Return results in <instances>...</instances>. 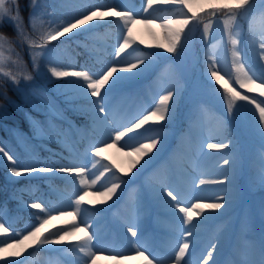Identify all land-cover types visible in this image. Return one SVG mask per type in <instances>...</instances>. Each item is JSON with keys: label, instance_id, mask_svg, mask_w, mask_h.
Instances as JSON below:
<instances>
[{"label": "snow or ice", "instance_id": "6c2138e0", "mask_svg": "<svg viewBox=\"0 0 264 264\" xmlns=\"http://www.w3.org/2000/svg\"><path fill=\"white\" fill-rule=\"evenodd\" d=\"M16 3L17 0H0V23H3L7 18V22L11 23L15 29V39L0 32V78L7 77L16 85L20 84L21 78L24 81L33 79L32 75L27 72L26 64L20 52L17 51V47L27 49L33 71H38L39 62L47 58L50 65L48 68L50 78L60 81L57 85L58 88L66 89L60 93L63 97L62 102L73 106L77 104L84 106L93 125L101 131L103 139H97L90 146L93 156H103L105 149L116 143H119L121 148L131 149L126 153L132 157L129 160L128 168L121 169L125 177L134 176L140 172L159 151V146L165 139L159 134V131H156L154 136L148 137L146 143L137 141L139 146H136L133 140L144 132L151 131V124L164 127L173 116V106L177 96L174 88L162 86L163 94L159 95L158 102L154 101V107L150 110L145 109L148 112L147 115L141 113L124 122L118 119V114L106 103V95L110 89L121 81L135 78L149 67L154 57L162 55L159 51L141 52L136 47V41L132 35V26L136 23H141L146 27L156 24L163 34V42L157 43L156 49H163L164 52L175 55H179L188 34L202 25V42H207L206 46L208 47L206 71L210 74L211 80H214L223 90V100L227 105L228 113L232 114L234 109L240 106V102L255 105V109L259 113L256 126L261 140L264 141V100L242 94L232 86L233 84L239 85L248 93L258 92L259 96L264 97V0H259V7L257 0H225L223 3H209L207 8L201 9L199 12L194 10L193 0H145L141 12L122 9L116 4L94 5L91 9L58 21L52 19L54 12L39 10L41 8L40 0H32L33 13L29 17L27 27L19 15L18 8L13 9L12 7ZM47 7L45 5V8ZM161 10L165 14L157 15L156 13ZM257 11L258 15L253 16V13ZM248 16H252V20L249 23L247 43L257 56L255 64H250L244 58L241 47L244 38L239 30V21ZM97 22L114 24L117 29L115 44L110 46L112 48L110 62L100 59L101 67L93 71L90 69L74 70L68 66L58 65L51 59L50 54L54 49L50 45L53 41L70 38L77 32H92ZM218 25H222L223 35L221 41L213 44L211 41ZM225 40L230 46L228 48L231 54L230 72L223 67L222 60L215 51ZM133 52L138 54L129 60L124 59L125 56H132ZM13 68L15 71L12 70ZM220 89L214 88V91L219 95ZM33 96L47 109L46 116L53 117V120L34 122L32 125L34 136L60 138L71 131V125L68 126V129H64L54 122V120L63 121V115L47 96L36 93H33ZM110 139L112 140L111 144L108 143ZM207 147L209 149H225L229 145L218 142L209 143ZM223 162L225 165L231 163L228 159ZM98 164L100 161L97 159L92 167L96 168ZM0 166L7 168L16 177L32 174H67L66 180L73 185L78 180L81 186L80 189L74 188L67 197L71 211H66L63 207L52 209L42 202H33L26 204L25 207L38 211L32 214L34 223L25 230L17 231L0 222V233L5 234L3 238H0V254L14 258L5 259V255H0V261H3V264H25L26 255H30L31 252L52 250L56 246L67 245L69 251L79 254L77 256L78 264H95L98 252L104 250L96 247L94 242L97 236L92 230V226L79 218L82 212L87 211L84 208L85 203L95 206L97 204L106 205L113 201L114 196L125 183L122 177L112 172L107 164L101 165L103 171H100L99 175H96L95 172L90 173L84 163L64 166H40L37 163H32L22 166L17 157L3 145H0ZM106 173L111 175V180L105 175ZM260 176L261 183L264 184V153L261 154ZM224 182L221 180L211 183ZM205 183L207 182L203 179L199 181V184L193 181L191 187L198 189ZM89 189L98 197L96 200L85 201L84 195L80 194L81 191L87 194ZM153 191L156 199L167 210L168 215L181 226L180 231L184 237L169 250L168 260L170 264H189L186 257L190 254L192 247L188 239L193 235L192 229L204 220L207 214L218 213V210H222L226 206V198L219 197L211 202H201L199 197H193L196 202L188 206V203L185 202V189L180 185L174 186L167 175L154 185ZM54 210L59 212V217L72 218L70 223H66L63 227H56L55 231L46 227L51 221L58 218L53 215ZM77 231L83 232V236L77 237L73 241L72 237ZM127 232L133 238L128 241L130 248L127 251L135 252L144 264H164L158 255H154L139 239H136L139 235L138 228L129 225ZM13 247L18 250L8 251ZM249 248L250 252L239 256L233 261V264H264V233H262L259 243L251 242ZM215 249L216 245H213L207 256L203 258V264H209ZM146 252L148 255H145ZM108 258L119 264V260L127 257L125 252L112 251Z\"/></svg>", "mask_w": 264, "mask_h": 264}, {"label": "rangeland", "instance_id": "374dc122", "mask_svg": "<svg viewBox=\"0 0 264 264\" xmlns=\"http://www.w3.org/2000/svg\"><path fill=\"white\" fill-rule=\"evenodd\" d=\"M29 7L25 14L24 24L27 27L30 15L33 13L32 0H27ZM145 0H140V4L135 5V2L128 1L127 7H123L121 4H116L119 8L128 9L135 12H141ZM223 3L225 0H193L194 10H201L207 8L209 3ZM53 0H40L41 8L39 10L53 12L51 5ZM23 5V4H22ZM45 5L48 7L45 8ZM134 6V8L132 7ZM13 9L17 8V5H12ZM157 15H164L163 10L156 13ZM258 15V11L253 13V16ZM7 20V18H5ZM47 20V17L45 18ZM114 19V18H112ZM242 18L239 21L241 36L244 38V42L241 45L244 58L250 63L255 64L257 56L248 47L247 34L249 23L252 20V16L246 17L245 22ZM103 23L97 22L95 27ZM79 33V32H77ZM132 35L136 41V47L141 52L161 51L164 55L168 53L163 49H156L157 43L163 42V34L156 24L145 26L141 23H136L132 26ZM222 25H218L214 32L212 43L216 44L217 41H221L222 38ZM207 42H202L201 39L197 43L203 50L208 52ZM187 52L192 55L195 51V43L191 40V34H188L186 39ZM51 47V46H50ZM230 46L227 41H223L216 49L217 56L222 60V65L229 72L231 71V54L228 51ZM17 51L21 56H25L30 64V73L33 77L30 81H24L20 79L19 88L21 93L25 95V89L31 94L47 95L44 89L40 86L38 79L43 81L49 79V74L44 68V63L47 58L42 59L39 64V70L33 71L32 62L28 56L27 49L17 47ZM138 53L133 52L132 56H125V60H129L136 56ZM51 59H56L54 53H51ZM187 55V54H186ZM159 63V58L154 57L152 63L146 70L140 72L135 78L131 79V85L124 86V83H118L112 89L109 90L106 95V103L109 107L118 114V119L124 122L126 119L135 117L139 114L147 115L148 112L145 109H151L154 107V101L158 102L159 95L163 94L161 87H171L177 92L174 104V113L164 127H160L156 124H151V131L144 132L141 136L135 137L133 143L139 146V143H146L147 138L154 136L156 131L162 135L165 139L159 146V151L153 156L150 163L141 169L134 176L125 177L121 169L126 170L129 165V157L126 153L130 152V148H121L119 143L114 144L111 147H107L103 156L94 157L90 143L85 153L80 154L84 164L91 172H95L99 175L100 171H103L102 164H107L112 172H115L117 176H121L125 181L117 194L114 196L113 201L108 202L106 205H91L84 204V208L87 211L82 212L79 219L85 220L92 226V230L96 233L97 239L94 242L96 247L103 249L104 251L98 252L95 264H117L116 261L108 258L109 253L112 251L125 252V259L119 260V264H144L141 258L134 259L133 262L126 260L130 257H136L135 252L127 251L130 248L129 240L133 239L131 234L127 232L129 225H134L139 230V235L136 239H139L154 255H158L164 264H170L168 260L169 250L177 243L178 240H182L183 233L180 231V225L168 215L167 210L162 206L159 200L156 199L153 191L154 185L158 184L155 178L158 174L163 176L167 175L172 181L173 185H180L185 189V202L188 206L191 203H195L196 200L193 197L199 195L201 202H211L217 200L219 197L226 198V206L222 210H218V213H209L205 219L199 224L212 226L216 221L221 220L224 217H228V222L218 228L219 234H223L221 241L228 245L215 249L209 264H233V261L239 256V242L235 241L236 245L233 247V237L235 232L238 233V238L242 240H253L257 244L264 233V184L261 183L260 167H261V154L264 153V141L261 140L259 131L257 130V122L259 120V113L255 109V105H249L247 102H240V106L234 109L235 115L234 126L239 131V135L243 138L238 140V147L231 146L230 140L224 136L225 121L228 115L227 105L223 100V90L220 89V85H217L214 80H211L210 74L207 73V80L203 84H194L190 90L188 108L186 110L188 116L191 118L192 111L196 114V120L194 123H187L185 129H182V124L178 123L174 126V118L176 113V99L181 91L183 83L181 81L183 64L177 59L167 62L164 65V71L160 78L151 82H146L145 79L152 72V68L156 67ZM65 66L75 69L70 63H66ZM82 69H88L83 67ZM15 71V69H12ZM199 80V78H198ZM236 90L242 94L254 96L258 100H264V97L259 96L258 92L248 93L246 89H241L239 85L233 84ZM215 89H220L218 95ZM66 89H63L65 91ZM48 97V96H47ZM29 99V98H28ZM30 104L33 106H43L40 103H36L34 100L29 99ZM39 102V101H38ZM54 103V102H53ZM55 104V103H54ZM56 105V104H55ZM57 106V105H56ZM58 108V107H57ZM255 114V115H253ZM195 116V115H194ZM194 118V117H193ZM49 120H53L50 118ZM54 122L68 129L71 125V131L66 133L62 138L61 146L64 149H69L73 144L72 128L75 127L73 121H69L63 118L62 123ZM171 124V126L169 125ZM130 126V125H129ZM233 126V124H232ZM76 128V127H75ZM91 129L100 131L94 125ZM80 136H86L87 130L77 129ZM122 130V129H121ZM8 136V135H7ZM102 136V135H101ZM9 138L15 140L21 145L28 148H32V142L25 137L19 130L9 131ZM103 139V136L101 137ZM139 141V143H137ZM9 141L0 135V145H3L7 150L14 154L20 161L18 152L11 147ZM223 142L228 144L229 147L225 149H209L207 144ZM109 144L112 143L110 139ZM103 146V145H101ZM235 147V148H234ZM236 149V150H234ZM237 157L236 161L235 158ZM99 160L100 164L93 168L95 160ZM228 159L234 163L225 165L224 160ZM168 160L170 162H165ZM23 166V165H22ZM251 169L250 172L247 170ZM67 174H60L65 179ZM109 180L112 179L109 173L105 174ZM16 176L12 174L8 175V179L14 180ZM94 178V177H93ZM203 179L207 183L198 189H192V182L195 181L199 184V181ZM225 181L224 183H211L212 181ZM79 184V181H76ZM99 183V182H98ZM80 185V184H79ZM96 187V186H93ZM102 190V189H101ZM84 195L85 201H94L98 197L93 193L91 189ZM65 195L63 198L67 201ZM73 198V197H72ZM74 199V198H73ZM19 209H25V206H17ZM96 209H102L97 211ZM66 211H71V207L68 206ZM53 215H59L58 211H54ZM71 217H58L56 220L51 221L48 227L55 231L56 227H63L66 223L71 222ZM195 219V218H194ZM0 222H7L4 218L0 219ZM83 227V225H81ZM197 228L193 231V235L189 237L192 247L190 254L186 257L189 264H203V258L207 256L208 251L211 250V245L219 237L217 234L210 240V243H205L203 234L197 233ZM83 236V232L77 231L72 240L75 241L77 237ZM9 243H12L9 241ZM67 245L56 246L52 250L40 251V264H67V260L74 258L77 260L78 253H73L68 250ZM18 248H10L8 251H17ZM230 253L232 257L227 254ZM5 259H14L8 257L6 254ZM148 255V252L145 253ZM151 258V257H150ZM3 264V261H0ZM78 264V261H77Z\"/></svg>", "mask_w": 264, "mask_h": 264}, {"label": "trees", "instance_id": "16d2710c", "mask_svg": "<svg viewBox=\"0 0 264 264\" xmlns=\"http://www.w3.org/2000/svg\"><path fill=\"white\" fill-rule=\"evenodd\" d=\"M128 1H134L135 5L140 4V0H53L51 5H54L55 2L57 3L53 7L51 6L54 12L52 19L57 21L59 19H67L73 14L91 9L94 5L121 4L123 7H127L126 3ZM24 4L26 7H29L30 3L27 0H17L16 5L23 21H25L26 10L28 9L24 8ZM257 4L259 7V0H257ZM132 7L134 8V6ZM102 10L104 9L102 8ZM197 11L199 12L200 10ZM245 20H247L246 17H244L243 21L245 22ZM0 32L15 39V29L6 19L3 23H0ZM116 32L117 29L114 24L103 23L95 27L92 32H79L74 36H70V38H61V41H53L50 45L54 49L53 53L56 58L53 60L61 66L70 63L78 70L86 67L95 71L101 67L99 63L100 59H103L105 62L112 60V48L110 46L115 44ZM190 34L191 40L195 43L196 47L193 54L189 55L186 53L187 46L185 41L179 55L162 54L159 56V63L156 64L155 68H152V72L145 79L146 82H151L160 78L164 71V65L169 61L177 59L181 64L184 63L182 69L183 76L180 78L183 86L176 99L177 116L174 118V126L181 123L182 129H185L184 127H186L187 123H194L196 120L197 113L192 111L194 118H190L186 112L189 95L191 93L190 90L194 84H203L208 81L206 51L197 45L201 39L202 25ZM159 52L161 51L159 50ZM22 57L27 71L30 70V64L26 57L23 55ZM49 66L48 60H46L44 68L49 74V79L43 81V79L39 78L38 82L45 93H47L46 96L57 105L63 118L71 122L73 121L76 128H72V147L64 149L61 146L63 137L39 138L33 135L32 125L34 122H44L50 118L53 119V117L46 116L47 109L44 106L40 107L43 110H39L37 109L39 108L38 104L37 106L31 105L29 99L39 103L33 94L25 89L26 93L24 95L20 91V86L13 84L7 77L0 78V135L7 139L11 147L18 152L21 165L37 163L40 166H64L84 163L80 154L86 152L90 143L93 145L97 139H101V132L91 129L93 123L84 106L80 104L73 106L62 102L63 97L60 93L63 92V89L57 87L60 81H57L55 78H50V73L48 72ZM122 82L124 86H128L131 85L132 80L121 81L120 83ZM235 120L234 113H228L225 121L224 136L230 140L231 146L236 144L235 147H238V140L240 141L243 138L234 126ZM56 121L64 124L60 120ZM169 125L171 126V124ZM78 128L80 130L85 128L87 135L80 136L78 134ZM11 130L21 131L32 142V148H28L15 142V140H11L9 138V131ZM236 159L237 157L235 161ZM235 161H232L230 164H233ZM237 165L234 163L235 169ZM247 171L250 172L251 169ZM10 174L7 168L0 166V219L4 218L7 226L17 231H23L34 223L32 214L38 211L30 207L19 209L17 206H25L33 202H42L49 208L59 209L63 207L66 210L68 203L63 197L70 195L74 188L80 189L81 187L77 183L73 185L68 180L62 178L59 173L24 175L16 177L11 181L8 179V175ZM73 198L75 197L73 196ZM4 235L0 233V238H3ZM40 255V251L31 252L30 255H26L25 264H40ZM67 264H77V260L74 258L68 259Z\"/></svg>", "mask_w": 264, "mask_h": 264}, {"label": "bare ground", "instance_id": "6f19581e", "mask_svg": "<svg viewBox=\"0 0 264 264\" xmlns=\"http://www.w3.org/2000/svg\"><path fill=\"white\" fill-rule=\"evenodd\" d=\"M165 162L170 164V162L168 160H166ZM162 177H163L162 174H158V177L155 178V181L157 183H159L161 181ZM196 197H200V196L199 195L197 196V194H196ZM58 217H59V215H58ZM227 222H228V217L226 216V217L222 218L221 220L216 221L212 226H209V225L205 226V225H202V224H198L195 228H197V230H196L197 233H200L201 235L203 234L205 243H208V242L210 243V240H211L212 236L214 237L217 234V236H219V237L211 245V247L213 245H216V249H217V248H221V247L229 244V242L224 244L221 241V238H222L223 234H219V231H218V228L223 226ZM195 228H193L192 230H194ZM237 236H238V233L235 232L234 237H233V242L231 243L230 247L235 246L236 245L235 241L238 240L239 247H240L238 256H242V255L248 254L250 252L249 244L251 242H254V241L253 240H246V239L242 240V238L240 239ZM227 255L229 257H232V255L230 253H228ZM136 258H138V257L137 256L136 257L133 256V257H130V258L126 259V260H129L130 262H133L134 259H136Z\"/></svg>", "mask_w": 264, "mask_h": 264}]
</instances>
